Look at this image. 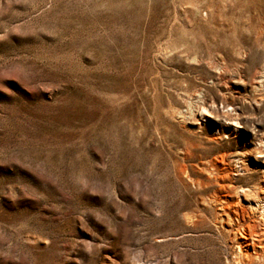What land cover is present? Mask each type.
Segmentation results:
<instances>
[{"label":"rangeland","instance_id":"rangeland-1","mask_svg":"<svg viewBox=\"0 0 264 264\" xmlns=\"http://www.w3.org/2000/svg\"><path fill=\"white\" fill-rule=\"evenodd\" d=\"M248 229L264 0H0V264H264Z\"/></svg>","mask_w":264,"mask_h":264},{"label":"bare ground","instance_id":"bare-ground-1","mask_svg":"<svg viewBox=\"0 0 264 264\" xmlns=\"http://www.w3.org/2000/svg\"><path fill=\"white\" fill-rule=\"evenodd\" d=\"M239 249L245 254H260L264 249V238L257 232L248 229L240 235Z\"/></svg>","mask_w":264,"mask_h":264}]
</instances>
